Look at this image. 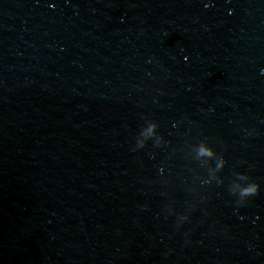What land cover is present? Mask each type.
<instances>
[{
	"label": "water",
	"instance_id": "95a60500",
	"mask_svg": "<svg viewBox=\"0 0 264 264\" xmlns=\"http://www.w3.org/2000/svg\"><path fill=\"white\" fill-rule=\"evenodd\" d=\"M0 264H264V0H0Z\"/></svg>",
	"mask_w": 264,
	"mask_h": 264
}]
</instances>
